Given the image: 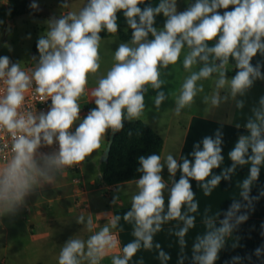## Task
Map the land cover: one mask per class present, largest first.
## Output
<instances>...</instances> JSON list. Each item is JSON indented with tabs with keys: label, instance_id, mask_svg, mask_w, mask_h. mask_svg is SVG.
<instances>
[{
	"label": "clouds",
	"instance_id": "clouds-1",
	"mask_svg": "<svg viewBox=\"0 0 264 264\" xmlns=\"http://www.w3.org/2000/svg\"><path fill=\"white\" fill-rule=\"evenodd\" d=\"M3 4L8 6L6 15L10 17L13 9L9 0H3ZM141 4L145 6L141 8ZM28 7L36 13L43 11L37 0H32ZM58 7L60 16L51 14L45 21L47 27L38 34V59L36 54L29 58L35 64L25 68L21 60L13 62L9 55H0V140L4 141L0 144V218L18 215L28 206L29 197L46 185L55 186L67 170L101 149L106 136L122 131L125 121L144 116L149 93L146 86L155 92L153 107L158 112L167 99L162 90V70L177 65L185 48L188 51L182 66L189 74L175 96L173 112L177 116L204 92L203 83L197 82L209 80L213 74L217 77L212 95L203 97V102L210 99L213 107H219L229 96H244L256 80L264 82V73L260 71L264 67V0H195L183 11H178L177 0H160L155 6L145 0H87L78 10L67 12L62 10L70 8L69 0H60ZM118 12L123 13L126 21L123 31L131 29V37L117 45L111 66L89 90L90 77H96L101 69L100 33L120 32ZM161 14L165 19L162 28H158L155 25ZM29 15L36 22L33 13ZM5 30L10 37L11 28L5 29V20L0 19V36ZM25 39L31 40L32 34L27 33ZM212 41L215 43L209 46ZM2 46L9 53L14 51L9 41H3ZM257 54L260 59L253 66ZM230 61H234L235 74L229 79ZM199 63L203 66L193 71ZM226 87L228 94L222 97L220 90ZM29 94H34L35 102L44 104L47 111L29 107ZM89 94V103L95 107L82 115L80 101ZM236 107L242 109L244 101L237 100ZM251 112L243 125L246 134L240 135L227 152L231 165L218 175H213V169H219L225 160L219 129L215 138L203 137L202 149L200 143H195L193 151L183 158L171 153L163 158L156 153L138 156L137 191L130 197V209L123 214L124 221H134L135 239L120 246L113 231L120 215H113L98 226L91 214L86 216L82 212L75 223L90 235H70L60 248L57 264H101L109 256L110 264H129L141 248L150 251L153 246L158 250L157 258L167 262L172 259L171 253L164 251L160 243L153 245V238L162 231V225L174 220L183 221L174 234L180 246L177 264H184L188 258L185 237L189 229L196 227V217L188 213H195L199 207L192 181L204 189L205 196H210L222 179H231L237 165L249 162L247 177L241 183V199L233 200L219 223L205 221L207 230L197 234L191 244V261L255 264L247 253L229 260L221 256L222 249L228 246L226 238L249 220L250 213H255L253 201L264 197V189L258 195L251 194L253 182L260 178V165L264 164V95ZM235 127L239 129L241 125L237 123ZM165 168L167 179L163 176ZM122 187L118 185L117 191ZM118 199L114 195L110 203L115 204ZM185 207L187 212L182 213ZM252 227L255 229V225ZM260 229L259 236L264 238V221ZM251 238L249 234L248 239ZM238 241L239 238L231 244L232 249L246 247ZM254 255L259 264H264V242ZM136 264H144L143 259Z\"/></svg>",
	"mask_w": 264,
	"mask_h": 264
},
{
	"label": "crops",
	"instance_id": "crops-1",
	"mask_svg": "<svg viewBox=\"0 0 264 264\" xmlns=\"http://www.w3.org/2000/svg\"><path fill=\"white\" fill-rule=\"evenodd\" d=\"M40 1L43 9L42 12L46 18H49L53 13H55L57 18L60 16L61 9L58 7L60 0ZM86 2L87 0H69L70 8L63 9L62 11L78 10ZM158 2H160V0H145L146 4H152L153 6ZM144 6L145 4L140 5L141 8ZM117 16V24L125 28L126 21L123 13L118 12ZM164 19L163 14L158 16L155 26L162 28ZM114 36L103 38H112ZM84 100H86V96L81 99L80 104ZM245 121L246 120H231L224 117L217 118L194 115L189 119L187 129L179 132L160 131V129L154 125L149 124L164 137V147L161 157L163 158L165 155L171 153L179 159L187 156L189 152L193 151V145L195 143H200L202 149L203 145L201 141L204 136H212L215 138L216 131H211L200 126H197V130H195L194 126L196 123L202 125L208 124V126L219 129L223 137L222 146L225 148V138L228 135L227 131L235 138V141L240 135L246 134V129L243 127ZM237 123L241 125L239 129L235 127ZM247 155L248 154H246V157ZM189 158L191 159L192 157ZM102 159H104V155ZM226 161L227 157L225 156V160L221 162V167L219 169H213V175L220 174L222 170H225L231 165ZM100 163L101 161L97 168L91 169L84 161L82 164L67 170L66 175L58 179L55 186L46 185L44 189L39 190L36 194L29 197L27 201L28 206L18 215L14 216L16 245L20 246L21 249L26 248L30 253L31 251H40L41 249L44 251V248L48 247L50 240H53V238H56L58 241V239L61 240V238L66 240L72 234L87 236L89 233L82 228V225L75 223L76 217L82 212L86 216L91 214L94 222L97 223L98 226H103L113 215H120L121 219L118 222L117 229L113 230L118 236L120 246L122 247L135 239L132 235L134 221H124L123 214L130 209V197L137 191L135 185L136 179L119 183H109L102 177ZM249 167L250 162L248 165H237L236 170L230 174L231 179L227 181L222 179L220 185L212 189V194L210 196H205L204 189L201 188L198 183L192 181L193 189L196 192L195 202L198 203L199 207L195 213H188L196 217V227L194 229H189L185 237L188 241V248L185 249L188 258L185 260L184 264H192L191 244L197 234H203L207 230L205 221L211 219L219 223V219L228 211L233 200L241 199L239 196L241 183L242 180L247 177ZM260 169V178L254 181L252 185V195H258L259 191L264 189V164L260 165ZM179 175L180 173L177 172V179ZM163 176L167 179L168 173L166 168L164 169ZM209 179H211V177H209ZM118 185H123L119 191H117ZM114 195L118 196L119 199L115 204H112L110 202ZM165 195L167 196V193ZM253 204L256 207V211L254 214L250 213V217L264 218V197H261L259 202L253 201ZM165 210H167V199L165 200ZM243 211L246 210L241 209V212ZM186 212L187 208L185 207L182 209V213ZM182 226L183 221L174 220L166 222L162 225V231L155 234L153 238V245H155V243H160L164 251L171 253V260L161 262L157 258L158 250L153 246V249L150 251L141 248L136 255L133 256L129 264H136V262L141 259H143L144 264H177V254L180 253V246L178 244L179 238L174 232ZM226 239H228V237ZM224 250L225 248L222 249V257ZM217 264H220V261H218Z\"/></svg>",
	"mask_w": 264,
	"mask_h": 264
},
{
	"label": "rangeland",
	"instance_id": "rangeland-1",
	"mask_svg": "<svg viewBox=\"0 0 264 264\" xmlns=\"http://www.w3.org/2000/svg\"><path fill=\"white\" fill-rule=\"evenodd\" d=\"M0 0V19L5 20V29L8 27L11 28L12 35L9 37L7 31H4V34L0 36V55H9L10 59L15 62L17 59L21 60V66L31 62L29 58L35 53V45L38 34L43 32L47 27L45 23L46 18L43 12L36 13L34 10L29 12L33 13L36 22L33 21V17L29 15V12L13 16H7V6L3 4V1ZM52 1V0H48ZM40 4L41 1L37 0ZM195 0H177L178 11H183L188 4L194 3ZM41 6V4H40ZM32 34V39H25L27 33ZM9 41L13 46L14 51L9 53L7 48L2 46L3 41ZM121 42H126L121 39L119 36H114L112 38H103L100 44V54L102 57L101 60V69L97 73L96 77H90L89 79V89L95 86V79L99 76L106 73L107 69L112 64V55ZM187 48L182 51L181 60L177 65H169L168 69L162 70V79L165 80V84L162 85V90L165 92L167 99L162 103L160 110L157 112L153 107V98L155 92L149 87V93L146 95V109L145 114L140 119L145 120L146 122L154 125L160 131H172L179 132L184 131L188 127L189 119L194 116H211L217 118H229L231 120H246L248 117L252 116L251 109L256 106L258 107V99L260 96L264 95V82L256 80L252 88L246 91L244 96L239 94L233 99L229 96V99L224 102L222 101L219 107H213L211 101L207 103L203 102L204 96L211 97L213 89L215 87V78L217 74H213V77L209 80H201L197 83H203L204 92L199 93L195 98L194 103L190 108H185L182 110L179 116L175 115L173 109L175 108V96L178 95L179 87L183 82L184 78L189 74L183 69L182 60L184 54L187 52ZM202 63L193 66V71H197L199 67H202ZM228 77L231 78L234 72V64H229ZM227 87L221 89L220 93L223 97L228 94ZM92 97L89 95L86 96V100L81 103L82 115L87 112L91 107H95L94 104L89 103ZM244 101V107L238 109L236 107V101ZM197 126L205 127L211 131H217V128L208 126V124L202 125L196 123L194 129L197 130ZM193 129V130H194ZM204 130V129H203ZM225 138L226 145L224 148L225 156L227 157V152L234 147L235 138L229 134ZM110 137H105L102 141L101 149L94 151L91 156L87 157L85 160L86 165L95 169L98 167L99 162L102 160L104 151L107 148L108 141ZM223 138V137H222ZM224 154V153H223ZM228 164H231L230 159L227 157ZM2 223H0V264H57V258L60 251V248L63 246L65 241L64 238L58 239L53 238L50 240L47 248H44L36 252H28L26 248L21 249L20 246H17L15 241L16 237L14 234V217H4ZM90 235V233L88 234ZM39 241V240H37ZM111 257H107L101 264H110Z\"/></svg>",
	"mask_w": 264,
	"mask_h": 264
},
{
	"label": "trees",
	"instance_id": "trees-1",
	"mask_svg": "<svg viewBox=\"0 0 264 264\" xmlns=\"http://www.w3.org/2000/svg\"><path fill=\"white\" fill-rule=\"evenodd\" d=\"M31 2L32 0H10V5L13 9L12 15L17 16L31 11L32 9L28 7ZM123 29L124 28L120 27V32L118 34L101 32L100 35L102 38L119 35L123 40L128 41L131 37V29L128 31H123ZM214 43L215 41L209 42V46H212ZM36 51L35 45L34 54H36L38 58ZM259 59V54L253 57V66H255ZM230 63L234 64V61H230ZM260 71L264 73V67H262ZM163 147L164 137L148 122L143 119L131 122L125 121L123 130L118 132L115 137L109 159L101 160L100 169L102 177L109 183H119L137 179L140 176V173L136 171V168L139 167L137 157L152 153L162 155ZM261 221H264V218L250 217L248 221L237 226L233 230L232 235L227 239L228 246L225 247L222 258L229 260L232 256H244L245 253H247L252 256V260L255 264H259L254 252L255 249L260 247L262 242H264V238L259 236ZM253 225H255V229H253ZM249 234H251V239H248ZM237 238H239L238 243L245 244L246 247L232 249L231 244L237 242ZM261 259H264V255H262ZM244 264H247V261H245Z\"/></svg>",
	"mask_w": 264,
	"mask_h": 264
},
{
	"label": "built area",
	"instance_id": "built-area-1",
	"mask_svg": "<svg viewBox=\"0 0 264 264\" xmlns=\"http://www.w3.org/2000/svg\"><path fill=\"white\" fill-rule=\"evenodd\" d=\"M38 59V58H37ZM31 63L32 64H35L36 63V61H31V62H29V63H27V64H25L24 66H22V67H28V66H30L31 65ZM36 101V98L34 97V94H29V96H28V98H27V101H26V103H27V105L29 106V107H31L32 109H42V110H44V111H47V108H46V106L44 105V104H41V103H39V102H35ZM50 102V101H49ZM4 141L3 140H0V144H2Z\"/></svg>",
	"mask_w": 264,
	"mask_h": 264
},
{
	"label": "water",
	"instance_id": "water-1",
	"mask_svg": "<svg viewBox=\"0 0 264 264\" xmlns=\"http://www.w3.org/2000/svg\"><path fill=\"white\" fill-rule=\"evenodd\" d=\"M116 135L117 134H115V136H110L111 142L110 143L108 142V145H107V148H106L107 151L104 152V159H109L110 154H111L112 145L114 143Z\"/></svg>",
	"mask_w": 264,
	"mask_h": 264
}]
</instances>
